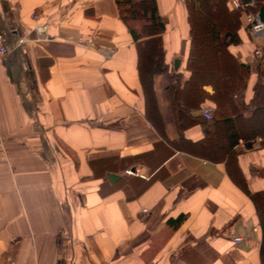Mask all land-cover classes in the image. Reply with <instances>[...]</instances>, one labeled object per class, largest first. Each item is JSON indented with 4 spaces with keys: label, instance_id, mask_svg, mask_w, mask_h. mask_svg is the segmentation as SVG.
Returning <instances> with one entry per match:
<instances>
[{
    "label": "crops",
    "instance_id": "0c3cea01",
    "mask_svg": "<svg viewBox=\"0 0 264 264\" xmlns=\"http://www.w3.org/2000/svg\"><path fill=\"white\" fill-rule=\"evenodd\" d=\"M156 3L165 67L146 98L116 0H0V264H263L243 186L264 192V117L233 143L219 119L264 115V33L244 10L230 51L248 67L216 121L184 91L186 1Z\"/></svg>",
    "mask_w": 264,
    "mask_h": 264
},
{
    "label": "trees",
    "instance_id": "16d2710c",
    "mask_svg": "<svg viewBox=\"0 0 264 264\" xmlns=\"http://www.w3.org/2000/svg\"><path fill=\"white\" fill-rule=\"evenodd\" d=\"M185 1L191 38L187 60L190 76L184 91L191 94L196 101L205 97L211 99L215 103L213 115L218 121L219 115H222L220 111H223L221 97L224 102L229 100L227 95L237 85L233 82L234 75L240 68L242 69L240 71H243L242 75L246 74L244 70L248 67L240 64L239 59L230 51L231 45L241 41L242 13L244 10L251 13L261 10L260 16L264 17V4L257 1L253 6L237 8L230 6L228 0ZM116 3L120 18L127 25L138 46V70L146 98H155L153 78L165 67L163 33L166 23L158 14L156 0H116ZM205 21H208L206 25ZM205 85L213 86V93L206 92ZM262 117L264 115H254L251 118L237 115L235 119L225 118L219 121L223 122V128L233 143L241 136L239 133L242 129L241 123L244 129L249 131L250 124ZM260 124L258 125L264 127V122ZM243 187L253 199L260 217L263 232L261 255L264 264V192L251 193L245 186ZM182 219L183 216L172 222L173 225L177 227Z\"/></svg>",
    "mask_w": 264,
    "mask_h": 264
},
{
    "label": "built area",
    "instance_id": "2783aa9c",
    "mask_svg": "<svg viewBox=\"0 0 264 264\" xmlns=\"http://www.w3.org/2000/svg\"><path fill=\"white\" fill-rule=\"evenodd\" d=\"M255 3H256V0L248 1L246 4H242L239 0H234L233 6L237 7V8H245L246 6L255 5ZM35 18L39 19V16L35 15ZM248 18H249V22L253 25L254 32L257 35L264 33V23L261 21L258 13L250 14V15H248ZM47 29H48V25H46V24H40L36 27V31H37L38 35H40V36H42L44 33H46ZM8 52H9V46L6 43L2 32L0 31V57L6 56L8 54ZM203 112H204L205 117H207L209 119L212 118V111L210 109L207 108ZM128 172L131 173L132 171L129 170ZM235 240L237 242H240V241H242V238L241 237H235Z\"/></svg>",
    "mask_w": 264,
    "mask_h": 264
},
{
    "label": "water",
    "instance_id": "95a60500",
    "mask_svg": "<svg viewBox=\"0 0 264 264\" xmlns=\"http://www.w3.org/2000/svg\"><path fill=\"white\" fill-rule=\"evenodd\" d=\"M180 64H181L180 59H176V61H175V68L178 69L179 66H180Z\"/></svg>",
    "mask_w": 264,
    "mask_h": 264
},
{
    "label": "rangeland",
    "instance_id": "374dc122",
    "mask_svg": "<svg viewBox=\"0 0 264 264\" xmlns=\"http://www.w3.org/2000/svg\"><path fill=\"white\" fill-rule=\"evenodd\" d=\"M206 22L208 21H205V25H206ZM249 127H253V125H250ZM226 141H222V144L225 145Z\"/></svg>",
    "mask_w": 264,
    "mask_h": 264
}]
</instances>
